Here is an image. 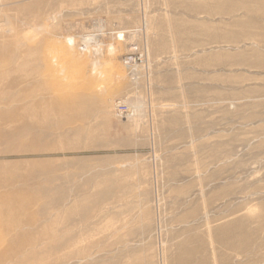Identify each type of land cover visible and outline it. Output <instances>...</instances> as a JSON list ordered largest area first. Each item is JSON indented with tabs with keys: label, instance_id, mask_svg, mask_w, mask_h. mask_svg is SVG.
<instances>
[{
	"label": "rangeland",
	"instance_id": "374dc122",
	"mask_svg": "<svg viewBox=\"0 0 264 264\" xmlns=\"http://www.w3.org/2000/svg\"><path fill=\"white\" fill-rule=\"evenodd\" d=\"M0 264H264V0H0Z\"/></svg>",
	"mask_w": 264,
	"mask_h": 264
},
{
	"label": "built area",
	"instance_id": "2783aa9c",
	"mask_svg": "<svg viewBox=\"0 0 264 264\" xmlns=\"http://www.w3.org/2000/svg\"><path fill=\"white\" fill-rule=\"evenodd\" d=\"M91 39L89 41V45L94 44L93 40L94 38L92 35L90 36ZM87 43L86 41H82L80 43V50L81 52L87 50ZM148 56H146L144 50L140 49L139 46H134L131 50V52L123 58V65L124 68L131 74V76L134 78L135 74L138 73L140 69L146 68L148 65ZM143 66V67H142ZM130 104L126 101H118L116 106V112L119 113L121 117H128L130 114H132V111L130 109Z\"/></svg>",
	"mask_w": 264,
	"mask_h": 264
},
{
	"label": "bare ground",
	"instance_id": "6f19581e",
	"mask_svg": "<svg viewBox=\"0 0 264 264\" xmlns=\"http://www.w3.org/2000/svg\"><path fill=\"white\" fill-rule=\"evenodd\" d=\"M91 37H88L86 40L87 45H89V41H90ZM90 46V45H89ZM117 103L115 104V109H116ZM28 224H30V222H28Z\"/></svg>",
	"mask_w": 264,
	"mask_h": 264
}]
</instances>
